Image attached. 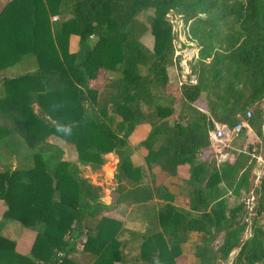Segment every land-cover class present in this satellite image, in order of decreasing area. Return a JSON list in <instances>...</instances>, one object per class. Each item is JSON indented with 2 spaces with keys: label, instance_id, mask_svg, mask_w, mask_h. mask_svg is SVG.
<instances>
[{
  "label": "trees",
  "instance_id": "16d2710c",
  "mask_svg": "<svg viewBox=\"0 0 264 264\" xmlns=\"http://www.w3.org/2000/svg\"><path fill=\"white\" fill-rule=\"evenodd\" d=\"M177 43L198 50L195 84H179ZM17 64L26 70L3 77L0 98V264H178L190 248L189 264H264V173L253 187L252 146L218 163L209 135L252 110L264 137V0H10L0 11V72ZM109 153L107 200L85 170ZM183 164L188 178L178 175ZM13 221L36 232L26 253L4 231Z\"/></svg>",
  "mask_w": 264,
  "mask_h": 264
},
{
  "label": "rangeland",
  "instance_id": "374dc122",
  "mask_svg": "<svg viewBox=\"0 0 264 264\" xmlns=\"http://www.w3.org/2000/svg\"><path fill=\"white\" fill-rule=\"evenodd\" d=\"M151 12H145L143 13L140 18L144 21H147L148 15H150ZM174 22L176 23V28L179 31V37L181 38V40L185 41L186 39V35L184 33L183 30V24L182 21L179 19H175ZM144 42L151 44L152 43V36L150 34V32H147V34L144 36ZM177 45H181V43H177ZM177 68V70L179 71V66L175 65ZM25 68L22 66V64H17L16 66H13L11 68H8L7 70L0 72V98L2 97V95L4 94V86L2 83L3 77H16L19 76L20 74H22L23 72H25ZM103 83V78H100L99 80H97L95 82V85L97 87H100ZM262 106H264V102L262 103ZM2 117L0 115V123H2ZM230 141V140H229ZM230 146L225 147L224 149H226L227 151L229 150H234L233 148L235 147L236 149H248L249 146H252L253 150V157L256 160V169H255V173H256V180L254 182V186L253 187H258L260 184V178L263 173H264V137L259 138L256 133L254 132V130L252 131H248L246 132V134L244 136H238L236 139H234L233 141L227 142V145ZM223 146V145H222ZM69 151V155L68 158L70 160H73L77 157V153H72L71 152V148ZM114 154L111 153L108 155V162L104 165L101 166L100 169L98 170H93L91 168H87L85 170V174L87 177H89L92 181V183L99 188V193H100V197L101 199L105 198L107 199L109 196V192L111 189H113L112 187H114L115 181L113 179L114 176V172H115V163H114ZM181 199H180V204L181 205H187V198L184 194H181ZM229 198V204L232 205L236 202H238V198H234L232 197L231 194L227 195ZM244 197H246L247 199V203L249 206H254L255 203L257 202V195L252 192L250 194H245ZM185 201V202H183ZM6 210V205L5 203L0 200V220L4 214ZM106 215L109 216H114L117 217L119 219H122V217L114 212V211H107L105 212ZM6 233H9L13 238H15L17 240V249L20 250L21 252H28L35 240L36 237V232L32 229L29 228H24L19 222L17 221H13L11 223H9L5 230ZM222 237L220 238V242L222 241ZM20 243V245H19ZM192 249L190 248V253H189V249L187 250L186 253H184L183 255L179 256L177 259L178 264H189L190 263V257L189 255L192 254ZM236 252H234L231 256V258H233V256L235 255ZM222 264H230V261H224L222 262Z\"/></svg>",
  "mask_w": 264,
  "mask_h": 264
},
{
  "label": "built area",
  "instance_id": "2783aa9c",
  "mask_svg": "<svg viewBox=\"0 0 264 264\" xmlns=\"http://www.w3.org/2000/svg\"><path fill=\"white\" fill-rule=\"evenodd\" d=\"M54 19H56V17ZM197 55H198L197 49L192 45V43L190 46L185 48H182V45H177L175 61L177 64H179L180 67L179 69L180 85H182L185 81H189L190 83L193 84L197 83V78L193 75L191 76V69L189 66V60H191L193 57H196ZM179 56L182 57L178 63ZM252 116H253L252 110H248L246 115L242 118V120L234 126H231L226 123L215 122V127L209 132L210 139L213 143L214 152L216 151V153H221L225 147L227 146L229 147L230 144L227 145V142L233 141L238 136H240V133L242 132L243 129H246L247 132L252 131L253 128L250 123V118ZM263 118H264V106H263ZM263 132H264V123H263Z\"/></svg>",
  "mask_w": 264,
  "mask_h": 264
},
{
  "label": "crops",
  "instance_id": "0c3cea01",
  "mask_svg": "<svg viewBox=\"0 0 264 264\" xmlns=\"http://www.w3.org/2000/svg\"><path fill=\"white\" fill-rule=\"evenodd\" d=\"M10 0H0V11L4 8V6L9 2ZM78 43H79V37L78 36H76V35H73V36H71V40H70V47H71V50H76L77 48H78ZM197 49V48H196ZM197 53H198V50H197ZM176 71H177V73H179V77H180V72L176 69ZM179 80H180V78H179ZM148 126H146V125H144V126H142L139 130H137V132L134 134V136L132 137V139H131V143H132V145L133 146H137L138 145V143H139V141L144 137V135L148 132ZM52 141L53 142H56V143H58V144H60V145H63V146H65L66 147V150H67V154H66V159L67 160H69V161H77V159H78V153H77V151L74 149V147H72V146H70V145H68V144H65L64 143V141H62V139H60V138H58V137H52ZM68 148H71L72 150H71V152L72 153H77V157L75 158V159H73V160H70L69 158H68V155H69V151H70V149H68ZM233 149H235V148H233ZM215 153V156H214V158L216 159V161L218 162V163H220L221 161H222V159L224 158V157H230L229 155V153H230V150L229 151H227L226 149H224L221 153H216V151L214 152ZM109 154H111V153H109ZM108 154V155H109ZM108 155H107V159H108ZM133 158H134V160L137 162V163H139V164H142V163H144V151L142 150V149H139V148H136L135 149V153H134V156H133ZM104 166V165H103ZM88 168H90V167H88ZM189 170H190V166L188 165V164H183V165H180L179 166V168H178V175H179V177H181V178H188L189 177V175H190V172H189ZM115 171H116V165H115ZM114 174H115V172H114ZM86 175V174H85ZM87 177V176H86ZM113 179H114V176H113ZM115 181V180H114ZM114 186H115V184H114ZM112 188H114V187H112ZM111 192H112V189L110 190V192H109V194H108V198H107V200L108 199H110V195H111ZM181 197L182 196H180L179 197V203H180V199H181ZM103 199H105V198H103ZM187 201H188V199H187ZM183 202H185V201H183ZM18 245V244H17ZM19 245H20V243H19ZM20 251V250H19ZM21 252V251H20ZM22 253H26V252H22Z\"/></svg>",
  "mask_w": 264,
  "mask_h": 264
},
{
  "label": "clouds",
  "instance_id": "9594fccd",
  "mask_svg": "<svg viewBox=\"0 0 264 264\" xmlns=\"http://www.w3.org/2000/svg\"><path fill=\"white\" fill-rule=\"evenodd\" d=\"M57 131L62 132L64 134H70L71 133V128L69 126L66 125H59L57 127Z\"/></svg>",
  "mask_w": 264,
  "mask_h": 264
}]
</instances>
